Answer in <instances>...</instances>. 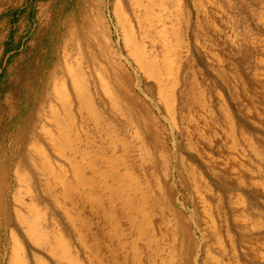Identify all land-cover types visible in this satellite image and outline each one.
I'll return each instance as SVG.
<instances>
[{"label":"bare ground","instance_id":"obj_1","mask_svg":"<svg viewBox=\"0 0 264 264\" xmlns=\"http://www.w3.org/2000/svg\"><path fill=\"white\" fill-rule=\"evenodd\" d=\"M98 1H82L75 12L63 44L67 55L47 74L39 96L30 100L33 110L15 148L18 156H13L12 165L10 160H0V264H75L70 241L58 227L51 207L62 210L74 227L78 218L71 212L77 205L100 206L104 199L109 209L100 214L111 241L104 246L107 251L114 245L121 251L129 248L131 264H264L263 242L257 254L243 263L236 249L224 246L218 235L216 254H207L202 262L198 255L191 260L188 225L166 197L176 174L186 173L187 184L195 182L196 190L201 181L192 178L196 171L187 169L182 158L171 162L163 128H158L136 92L138 79L132 82L127 65L134 74L138 70L154 82L145 95L151 96L155 89L163 104L175 101L177 88H194V81L187 84L181 77L183 66L176 47L186 46L180 35L187 27L183 0H125L123 5L114 1L110 19L104 18ZM200 8L195 3L197 12ZM200 25L198 15V30ZM112 27L119 35L117 41ZM195 37L200 39L198 33ZM69 58L77 61V69L86 62L87 83L77 81L79 73L69 65ZM52 93L59 96L60 104L49 102L45 110L43 102ZM202 98L200 90L186 95V102L191 109L204 108ZM42 120L50 121L53 129L42 124L37 130ZM40 132L46 134L55 159ZM228 138L233 141V133ZM94 242L98 244L96 238ZM28 244L36 251L29 261L25 260ZM95 259L102 264L98 253Z\"/></svg>","mask_w":264,"mask_h":264},{"label":"rangeland","instance_id":"obj_2","mask_svg":"<svg viewBox=\"0 0 264 264\" xmlns=\"http://www.w3.org/2000/svg\"><path fill=\"white\" fill-rule=\"evenodd\" d=\"M82 1L87 0H0V160H10L12 165L13 156H18L15 148L24 137L33 110L30 100L39 96L47 74L67 55L63 47L66 31ZM114 1L125 2H97L105 19H110ZM195 3L201 7L199 12ZM183 10L187 27L180 35L186 46L176 44L178 62L183 66V81H194V88H177L175 101L163 104L155 89L151 96L145 95L154 82L127 67L132 82L138 79L136 92L158 128H163L171 162L182 158L187 169L196 171L192 178L201 181L196 190L195 182L187 184L186 173L176 174L170 183L172 190L166 194L174 212L188 225L192 238L189 258L198 255L202 262L207 254H216L218 235L224 246L235 248L241 262L247 263L257 254L260 243L264 244V0H183ZM112 31L117 41L119 35L114 27ZM68 62L79 73L77 81L87 83L86 62L78 69L73 58ZM60 78L68 81L62 75ZM200 90L204 96L200 102L206 106L191 109L186 95ZM58 97L52 93L51 99L43 102L44 109H49V102L58 106ZM43 120L37 130L42 124L53 129L50 121ZM197 132L204 133V138L200 140ZM229 133H233V141ZM40 134L47 147L46 134ZM47 150L55 159L52 150ZM20 189L23 195L24 186ZM105 204L104 199L100 206L77 205L71 212L78 218L74 227L62 210L51 207L58 227L70 241L75 264H97L96 253L102 264H131L129 248L121 251L114 245L107 251L104 246L111 243L100 214L108 208ZM121 226L125 227L123 222ZM261 248L264 254V246ZM31 252L36 251L28 244L25 260H31Z\"/></svg>","mask_w":264,"mask_h":264}]
</instances>
